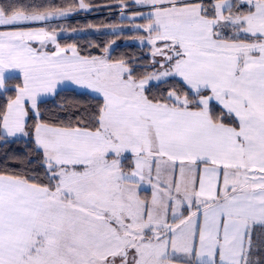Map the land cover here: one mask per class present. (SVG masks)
<instances>
[{
    "label": "snow or ice",
    "instance_id": "6c2138e0",
    "mask_svg": "<svg viewBox=\"0 0 264 264\" xmlns=\"http://www.w3.org/2000/svg\"><path fill=\"white\" fill-rule=\"evenodd\" d=\"M134 3L145 74L35 26L70 9L0 0V141L40 162L0 173V264H264V0ZM66 84L96 107L56 126Z\"/></svg>",
    "mask_w": 264,
    "mask_h": 264
},
{
    "label": "trees",
    "instance_id": "16d2710c",
    "mask_svg": "<svg viewBox=\"0 0 264 264\" xmlns=\"http://www.w3.org/2000/svg\"><path fill=\"white\" fill-rule=\"evenodd\" d=\"M133 0H85L91 8L87 14H77L71 19L46 26L55 27L56 30L63 29L68 32H79L82 30L95 29L94 33L69 35L57 37L61 47L74 45L82 55L98 56L105 48L110 46L116 39H127L137 32H123L115 34L110 32H96L97 29L115 26L125 23L120 19L122 6L124 9L134 8ZM27 4L44 5L45 7H60L76 10L79 0H22ZM127 5L128 7H125ZM117 14V15H116ZM150 48L131 44L117 45L111 49L109 59L116 61L125 60L138 74H145L154 70L151 62ZM155 85V84H153ZM170 85L161 84L158 88L153 87V93L164 91ZM6 99V97L4 98ZM41 104V114L44 121L56 126L75 124L79 117H87L91 110L96 107V98L88 93L76 90H61L53 98L47 99ZM4 100H0L2 104ZM34 128V119L29 121ZM34 141L29 137L10 139L7 143L0 141V173H10L20 176L31 177L40 169L39 157L32 151Z\"/></svg>",
    "mask_w": 264,
    "mask_h": 264
},
{
    "label": "rangeland",
    "instance_id": "374dc122",
    "mask_svg": "<svg viewBox=\"0 0 264 264\" xmlns=\"http://www.w3.org/2000/svg\"><path fill=\"white\" fill-rule=\"evenodd\" d=\"M132 2L134 4V6L136 7V5L134 3V0ZM121 8L122 9L119 10V12H120V14H119L120 19L119 20H126L125 23L118 24V25L111 26V27L102 28V29H97L96 32H110V33H115V34H121V33L126 32V31L136 32L134 30L133 25L127 19L128 18L127 17V14H128V12H129L130 9H124L123 6ZM131 10H133V8H131ZM90 11H91V8L90 7L88 9H86V10L85 9H80L78 7L76 10L70 11L69 12V15L66 16V17H59V18H56V19H53V20H50V21H47V22H42V24L45 27L46 26H54V24H57V23H60L62 21L71 19L72 17H75V15H77V14H87ZM47 29H49L50 31L55 30L56 33H57V37H63V36H69V35H78V34H87V33H94V30H95V29H90V30H82V31H79V32H68V31L63 30V29H59V30L57 29L56 30L55 27H52V28L50 27V28H47ZM136 36H137V34L136 35H132V36H130L127 39H120V40L116 39L110 46L107 47L109 49V53H110V51H111L112 48H114L117 45H121V44H131V45H138V46H147V45H141L139 43V41L136 39ZM50 44H48V45L51 46ZM148 47L150 48V46H148ZM149 53H150V56H151V51ZM103 55H105L104 51L102 53H100L99 56H103ZM157 59H159V57H157ZM151 60H152V57H151ZM155 67H158V65L154 66V68ZM152 84H156V82L155 81H152ZM88 94L94 95L92 93H88ZM148 192H150V189H149Z\"/></svg>",
    "mask_w": 264,
    "mask_h": 264
},
{
    "label": "crops",
    "instance_id": "0c3cea01",
    "mask_svg": "<svg viewBox=\"0 0 264 264\" xmlns=\"http://www.w3.org/2000/svg\"><path fill=\"white\" fill-rule=\"evenodd\" d=\"M138 10V6H136V7H134L133 8V10H129V12H128V14H127V19L130 21L131 20V17H132V14H133V12H135V11H137ZM137 22H139V23H143V21L142 20H139V19H137ZM35 26H37V27H44V28H46L43 24H42V22H38ZM47 29V28H46ZM48 31H50L49 29H47ZM50 44V43H49ZM51 46H47L48 47V50H51V51H55V48H54V46L52 45V44H50ZM35 47H39V45L38 44H36V45H34ZM99 56V55H98ZM61 90H76V91H78V92H83V93H90V92H88V91H86V90H84V89H79V88H77V87H75V86H73V85H70V84H66V85H63V86H61V88L60 89H58V92L59 91H61ZM91 95V94H90ZM55 95H50V96H48V97H46L45 99L47 100V99H51V98H53ZM94 96V95H93ZM18 138H24V137H18ZM10 139H14V138H10ZM143 194V193H142ZM148 195L150 196V192H148Z\"/></svg>",
    "mask_w": 264,
    "mask_h": 264
}]
</instances>
